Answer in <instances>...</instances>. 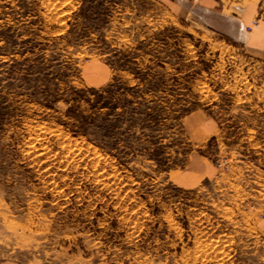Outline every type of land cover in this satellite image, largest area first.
I'll use <instances>...</instances> for the list:
<instances>
[{"label": "rangeland", "instance_id": "1", "mask_svg": "<svg viewBox=\"0 0 264 264\" xmlns=\"http://www.w3.org/2000/svg\"><path fill=\"white\" fill-rule=\"evenodd\" d=\"M0 257L264 264V0H0Z\"/></svg>", "mask_w": 264, "mask_h": 264}, {"label": "crops", "instance_id": "2", "mask_svg": "<svg viewBox=\"0 0 264 264\" xmlns=\"http://www.w3.org/2000/svg\"><path fill=\"white\" fill-rule=\"evenodd\" d=\"M229 19V18H228ZM186 129L195 143L202 144L213 138L218 130L217 123L203 113H192L186 117ZM185 183L184 181H182ZM0 264H14L11 259L1 258ZM95 264H118L112 261H102ZM147 264V263H130Z\"/></svg>", "mask_w": 264, "mask_h": 264}]
</instances>
